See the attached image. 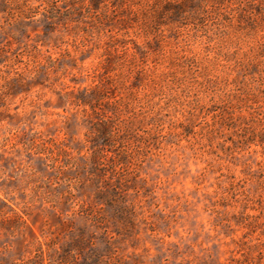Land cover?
<instances>
[{
    "label": "rangeland",
    "instance_id": "374dc122",
    "mask_svg": "<svg viewBox=\"0 0 264 264\" xmlns=\"http://www.w3.org/2000/svg\"><path fill=\"white\" fill-rule=\"evenodd\" d=\"M0 264H264V0H0Z\"/></svg>",
    "mask_w": 264,
    "mask_h": 264
}]
</instances>
